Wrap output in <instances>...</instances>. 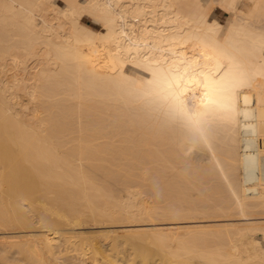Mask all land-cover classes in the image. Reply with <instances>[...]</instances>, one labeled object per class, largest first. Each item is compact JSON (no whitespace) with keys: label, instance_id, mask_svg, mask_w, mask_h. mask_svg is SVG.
Segmentation results:
<instances>
[{"label":"bare ground","instance_id":"bare-ground-1","mask_svg":"<svg viewBox=\"0 0 264 264\" xmlns=\"http://www.w3.org/2000/svg\"><path fill=\"white\" fill-rule=\"evenodd\" d=\"M57 2L0 0V186L8 173L12 195L0 202V259L84 264L80 237L70 257L60 240L91 222L140 233L112 248L128 242L125 264H264V220L186 224L264 218V0H249L246 15L235 0ZM188 147L209 163L194 164ZM158 199L168 228L113 227L143 222ZM85 244L92 264H117Z\"/></svg>","mask_w":264,"mask_h":264},{"label":"rangeland","instance_id":"rangeland-1","mask_svg":"<svg viewBox=\"0 0 264 264\" xmlns=\"http://www.w3.org/2000/svg\"><path fill=\"white\" fill-rule=\"evenodd\" d=\"M214 1H216V0H214ZM55 2H57V0H55ZM57 4H58V2H57ZM235 12L238 14V15H246V14H248L249 12H250V3H249V0H235ZM212 16L215 18V19H218V20H225L226 19V17L228 16V11L224 8V7H222L221 5H219V4H217L216 2H215V4H214V10H213V13H212ZM79 21L81 22V23H83L84 25H86V26H88L89 28H91L92 30H101V25H99L100 23L99 22H97V21H94L93 19H91V18H89V17H87V16H82L80 19H79ZM30 63H31V65H30ZM32 62H29L28 63V65L29 66H32ZM14 70V69H13ZM12 70V71H13ZM15 71V70H14ZM21 71H18L17 70V73L18 74H22V73H20ZM128 72L129 73H132V69H128ZM11 73V71L9 72V74ZM8 74V73H7ZM8 76V75H7ZM19 98H21V99H19V101H21L22 103H24V104H27L28 103V101L26 102V100H28V97L26 96V95H24V94H20V97ZM24 101V102H23ZM35 102L36 103H38V101L37 100H35ZM29 104V103H28ZM18 108V107H17ZM19 109V108H18ZM26 113H27V111H28V113H27V115L28 116H30V114H31V112L29 111V110H24ZM30 113V114H29ZM33 114V113H32ZM31 114V115H32ZM34 114H36V116L38 115V112H35ZM113 119V116H110V118H109V120H112ZM186 155L187 156H189L190 158H194L195 159V162H194V164H196V165H200V166H206L208 163H209V160H208V158L205 156V155H203V154H201V152L199 151V150H197V149H195L194 147H188L187 148V150H186ZM3 166V164L0 162V166ZM178 165V163H172L171 164V166L169 167V169L170 170H173V169H175V167ZM1 169H2V167H1ZM2 172V171H1ZM6 173V172H5ZM4 173V174H5ZM1 174V173H0ZM2 175V174H1ZM0 175V176H1ZM8 175V173L5 175L6 177H4L5 178V182L3 181V182H1V185L2 186H0V202L2 201V202H4V204L6 203V201H7V203L9 202L8 200H6L7 199V197H8V195H10V194H8L6 191H7V187H8V182H6L8 179H10V177H8L7 176ZM194 176H196L197 177V175H195V174H193ZM186 176H189V175H186ZM191 177H192V175H190ZM7 177H8V179H7ZM187 178V182H189V184L191 183V181H194V179H190L189 177H186ZM193 178V177H192ZM199 178V177H198ZM1 179V178H0ZM7 179V180H6ZM196 179V178H195ZM201 179V178H200ZM200 179H198L199 181H197L198 183L200 182ZM187 182H184V186H182V187H184V190L185 191H187L186 193L187 194H189V193H194V195H192V194H190L189 196H194V201H199V200H197V199H200L199 197H201V196H199V195H197V193H198V191H199V189H197L196 190V187L198 186H196V187H194V189L196 190V192L193 190V186H195L193 183L195 182L196 184H197V182H196V180L192 183L193 184V186H192V184H191V188L188 186V187H186L185 188V186H187V185H185V183H187ZM202 183V182H201ZM201 183H199V185L201 184ZM182 185H183V183H182ZM202 185V184H201ZM205 185V184H204ZM204 185H203V187H204ZM203 188L202 186H199V188ZM131 189H136V187L135 186H132V187H130ZM123 194V193H122ZM142 195V196H141ZM147 195V194H146ZM146 195H144V193H141V194H139L138 195V197L140 196L141 198H143L144 196V200L143 201H145V198H147L146 197ZM195 195H197L196 197H198L197 199H196V197H195ZM12 196V195H11ZM10 196V197H11ZM188 196V197H189ZM10 197H8V199L10 198ZM139 197V198H140ZM150 197V196H149ZM148 197V198H149ZM190 199L191 198H193V197H189ZM11 199V198H10ZM150 199H151V197H150ZM141 200V201H142ZM147 201V200H146ZM149 201V200H148ZM152 202H154L153 200H151ZM151 201H149V202H147V205H148V207H151L152 208V212H150L149 213V216L147 217V216H144L143 215V217H144V219H145V217H146V220H144L143 222H136L137 224H135V222H128L127 224L126 223H124V222H122V224H126V225H119V226H117V227H115V226H113L114 228H123V227H128V229L130 228H132V229H134V228H136L137 229V227H145L146 225H143V224H139V223H148L149 221H151V222H159L160 224L159 225H161V226H163V227H169V226H171V223H168V222H171L168 218L170 217H168L167 215V213L165 214L164 212H166L165 211V205H163L162 204V202L164 203V201H161V203L159 202V199H158V203H152ZM156 202H157V200H156ZM191 202L195 205V204H197L198 205V203H200V202H193V199L191 200ZM6 203V204H7ZM166 203V202H165ZM154 205H156V206H154ZM202 205H204V204H202ZM153 206H154V208H153ZM199 206H201V203H200V205ZM164 207V208H163ZM32 213V212H31ZM31 213L30 212H28V214H30L31 215ZM224 214L225 213H223V216H216V217H211V218H206L205 220H204V218L205 217H196V219H194L195 221H193V222H188V223H186V224H192L193 226H195V227H197V226H209V225H213V224H215V223H217V224H229V223H231V222H243V221H263L264 220V218H247V219H240L239 218V216L237 215H234V216H228V214H226L225 216H224ZM33 215V214H32ZM200 218V219H199ZM148 219V220H147ZM150 219V220H149ZM197 219H198V221H197ZM200 220V221H199ZM92 224H94V225H96V226H94V225H92L91 226V222L90 223H88L87 225L88 226H86V224H84L83 226H84V229L82 228V232H81V230L78 232V236H77V234H75V237H73V235L74 234H72V238H71V236H69L68 238V240H72V241H68L67 240V237H63V238H65L68 242L66 243V242H64L65 240H63V241H61L60 240V247H62L63 248V250H65L66 249V252L64 251V255L66 256V253H67V256L68 257H70L69 256V250L72 248V249H74V246L75 245H73V244H77L78 243V239L77 238H79L80 237V240H82V241H79L80 243H78V245H76L75 246V251H76V253H75V255H76V257H78L79 258V256L80 257H82L83 259H84V261L85 262H83L84 264L85 263H91V259H89V254H90V248L91 247H89V244H85V242L87 243V242H89V241H92V243L93 244H97V247H99L98 249L100 250V251H102L101 253L102 254H106V253H108V255H109V257L107 256V258L108 259H110V260H113V256L114 257H117V264L119 263V264H125L126 262H123V261H121V257H123L124 256V254L126 253L125 251V248L127 249V247H126V244L128 243H126L125 244V247L124 246H122V251H124V252H120V253H118V254H115V255H113V249L112 248H117V249H115L114 251H117V250H119V249H121V244H120V246H119V244L117 245V243H119L120 241V239L122 240V238L124 239V237L125 238H127V236H128V232H119V233H117L116 235H114V233L111 231V233H110V231H103V232H105V233H100V228H102L101 226H99L97 223L95 224V223H92ZM173 224H182V223H173ZM35 225H38V223L37 224H35ZM89 225L91 226L89 229H88V227H89ZM97 225H98V227H97ZM102 225V224H101ZM82 226V225H81ZM94 226V227H93ZM173 226H175V225H173ZM85 228L86 229H88L89 231H87V230H85ZM124 228V229H125ZM100 229V230H99ZM127 229V228H126ZM138 229H140V228H138ZM98 230V231H97ZM78 231V230H77ZM83 231H84V233H83ZM91 231H93V232H91ZM39 233V231H35V235H37V233ZM47 232H50V231H47ZM52 232V231H51ZM41 233V232H40ZM109 233V234H108ZM116 233V232H115ZM126 233H127V236H126ZM71 234V233H70ZM86 236H85V235ZM88 234V235H87ZM93 234V235H92ZM118 234H120V235H118ZM122 234V235H121ZM129 234H131L130 232H129ZM140 234V233H139ZM139 234H135L136 236H134V240L136 239V240H138V239H140L139 237H141ZM39 235H41V234H39ZM69 235V234H68ZM81 235H82V237H83V235H84V237H85V239L84 238H82L81 239ZM138 235V236H137ZM143 235V234H142ZM67 236V235H66ZM89 236V237H88ZM115 236V237H114ZM116 236H117V238H116ZM122 237V238H121ZM131 238L132 239V237H133V234L131 235V236H128V238ZM136 237V238H135ZM73 238H75V239H73ZM93 238V239H92ZM113 238H114V240H113ZM138 238V239H137ZM84 239V240H83ZM132 239V240H133ZM58 240V238H55V240L53 239V241L55 242V241H57ZM77 242H76V241ZM86 240H88V241H86ZM135 240V241H136ZM52 241V242H53ZM59 241V240H58ZM74 241L76 242V243H74ZM119 241V242H118ZM84 242V243H83ZM112 242H114V243H112ZM56 244H57V242H55ZM63 243H65L66 244V246H67V244H68V246L67 247H65L64 245L62 246V244ZM112 243V244H111ZM121 243V242H120ZM52 244H54V243H52ZM96 244H95V246H96ZM113 244L116 246V247H111V246H113ZM124 244V243H123ZM122 244V245H123ZM144 244H145V242H144ZM143 244V245H144ZM147 244V243H146ZM55 245V244H54ZM128 245V244H127ZM145 246V245H144ZM149 246H151V245H149ZM149 246H148V248H149ZM27 247H29V246H27ZM124 247V248H123ZM153 247V246H152ZM25 248V247H24ZM65 248V249H64ZM87 248V249H86ZM12 249V248H11ZM67 249H69V250H67ZM88 249H90V250H88ZM13 250V249H12ZM11 251V250H10ZM74 251V252H75ZM104 251V252H103ZM69 252V253H68ZM73 252V253H74ZM81 252V253H80ZM106 252V253H105ZM7 254H8V252H6ZM32 253V252H31ZM30 253V255H28V254H26V253H23V254H25V255H20L19 253V256L22 258V263H20V261H18V264H25V262L23 263V260L25 261V259H26V262H28L27 261V259H30V258H33V256H34V258L37 256L38 257V255H35L34 254V252H33V256H32V254ZM78 253H80L79 255H78ZM111 255H113V256H111ZM2 254H4V253H2ZM1 254V252H0V256L2 255ZM82 254V255H81ZM70 255H71V253H70ZM74 255V256H75ZM23 256V257H22ZM25 256H27L26 258H25ZM66 256V257H67ZM74 256H72V257H74ZM2 257V256H1ZM3 257H4V255H3ZM2 257V258H3ZM28 257H30V258H28ZM36 257V258H37ZM71 257V258H72ZM88 257V258H87ZM112 257V258H111ZM0 259V261L2 262H5L6 260H4V259ZM35 258V259H36ZM77 258V259H78ZM88 260H87V259ZM106 258V257H105ZM80 259V258H79ZM78 259V260H79ZM82 259V260H83ZM39 260V259H38ZM89 260H90V262H89ZM151 260H153V258H151ZM29 261H31V260H29ZM34 261V260H33ZM120 261H121V263H120ZM2 262V263H3ZM36 262H37V260H36ZM75 262H77V260L75 261ZM5 263H7L8 264V261H6ZM28 263H30V262H28ZM34 263V262H33ZM38 263V262H37ZM112 264H114L113 262H111ZM27 264V263H26ZM36 264V263H35ZM92 264V263H91ZM101 264H105V263H102L101 262ZM107 264V263H106Z\"/></svg>","mask_w":264,"mask_h":264}]
</instances>
